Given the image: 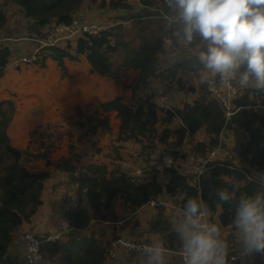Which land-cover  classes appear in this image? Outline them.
Segmentation results:
<instances>
[{"label": "trees", "instance_id": "16d2710c", "mask_svg": "<svg viewBox=\"0 0 264 264\" xmlns=\"http://www.w3.org/2000/svg\"><path fill=\"white\" fill-rule=\"evenodd\" d=\"M8 1L18 6L19 17L31 22L27 29V38L35 40L45 37V27L51 26L54 31L58 24H80L79 16L83 7L88 10L97 7L120 13L110 28H102L97 33H81L74 40L69 39L64 46H42L37 53V63H40V66L44 67L45 60L51 58L57 63L62 76H66L67 60L76 62L85 59L89 65V74H99L114 84H123L125 88L129 86L124 84L122 78L126 72L135 71L136 77L130 85L134 90L140 86L148 87L155 80L176 85L180 93L196 95L193 102H184L169 108L160 107L150 98L140 100L136 108L131 107L117 127L118 144L113 146L111 153L106 157L114 163V167L105 177L90 175L73 166L68 159L62 163L65 177L70 182L65 201L69 205L62 206V215L75 229L91 232V236L84 233H78L76 236L70 234V237L74 236L72 239L43 244L44 252L46 250L55 255L60 264H114L119 259L109 258L108 251L112 242L121 240L122 237L116 235L110 241H103L94 233L95 224L101 222L102 225V220L107 216L109 221L105 226L110 228L112 233L116 231L117 223L121 224V229L130 227L133 234L137 233L141 225L146 233H160L165 238L166 249L177 251L182 244L165 208L156 209V213L146 222L136 217L152 197H166L174 202L180 211L189 198H201L207 202L208 210L218 214L217 224L226 228L234 226L235 208L241 196L264 192V121L257 113L246 108L252 105L251 94L256 90L247 88L242 91L233 102L235 112L228 120L227 108L223 102L212 98L206 87L198 90L195 84L186 82V77L197 75V72L202 70V65L196 60L192 49L181 47L187 53L185 56L168 53L166 41L172 38L171 32L175 25L171 21L175 13L169 9L165 0ZM10 19L8 11L0 7V30L8 29ZM124 33H131V38L122 37ZM177 48L180 49V46L172 38L170 49L173 52ZM15 49L6 43L4 38L0 39V68L9 64ZM119 49L123 50L124 57L122 63L114 68L112 57ZM31 54H23L21 57H29ZM85 111L77 106L75 112H67L70 113L69 121L72 125L84 129L82 136L88 138L92 146L100 152L102 144L97 140L99 137L89 136L94 133L97 123L93 126V119L83 113ZM6 115L7 111L3 109L2 103L0 264H22L20 257L12 253L16 245V235L22 226L30 223L39 212L52 173L48 169L33 170L32 160L11 142L7 134L11 117ZM49 126L50 124L45 126L48 131ZM228 126L246 135L244 142L238 144L239 151H232L233 154H228L225 159L209 162L202 174H195V179L182 174L180 168L174 165L166 169L164 174L153 170L147 173L145 179L140 180L138 177L129 176L119 162L122 160L121 148L127 143L139 144L142 147L141 152L152 151L156 143L169 146L172 148L171 154L177 160L186 157L183 148L191 141L194 151L207 157L223 142L222 135ZM39 130L40 134L35 143L42 151L48 153L50 145L48 140H44L45 133L41 132L42 128ZM105 130L109 132L107 127ZM201 132L203 138L200 140L198 134ZM236 153L237 159L242 160L247 167L243 164L238 166L234 162ZM142 156L145 157L143 164H147L149 156L143 153ZM46 165L48 166V161ZM218 188L233 192V201L217 203L214 190ZM71 189H74V199ZM83 200L90 206H84ZM46 235L48 234L43 237ZM259 255L264 258V253ZM141 257H144L142 253L135 251L120 258L130 259L136 264ZM239 263L264 264V260H241Z\"/></svg>", "mask_w": 264, "mask_h": 264}, {"label": "rangeland", "instance_id": "374dc122", "mask_svg": "<svg viewBox=\"0 0 264 264\" xmlns=\"http://www.w3.org/2000/svg\"><path fill=\"white\" fill-rule=\"evenodd\" d=\"M7 2V0H0V5L1 8H4L5 10L8 11V13L11 15V19L8 23L9 28L6 31V35H10V37H5L6 43H8L9 45H11L13 48L15 47H19L18 49H15L14 55L12 56L11 61L13 62L14 59L16 58L17 61L19 62H28L30 64H33L34 66L37 65L38 69H44V74H43V79H44V75H48V70H50V68H48V66L46 67V65L44 67L40 66V63H37L36 61H30V57H21L24 54H30L32 53L34 50L36 49H40L41 45H60V46H64L66 44V42L69 39H75V37L78 36V33H74V32H67L63 34V38L62 40H57V36L60 37L56 32L51 30V26L45 27L46 31L44 33L45 37L40 39V42L35 41L34 39H30L27 38L25 36H28V30L26 29V26L24 25L23 22H21L19 19V16L17 15V10L18 8L15 7L13 4L5 3ZM120 12V11H119ZM118 16H120V13L115 12V11H110L107 9H100L97 7H93V9L88 10L87 8H82V13L81 16H79L80 18V24H78L77 26H92V25H96L99 26L100 28H110L111 26H113V23L115 21V18H117ZM18 20V22L16 21ZM15 23L18 25L15 28H10L11 27V23ZM1 35V34H0ZM131 33L127 34L124 33L122 34V37H128L131 38ZM2 37V36H1ZM0 37V39H1ZM168 53H173L174 56H185L187 53H185L181 47L180 49L173 51L170 49V47H166ZM23 52V53H20ZM20 53V54H19ZM49 54V53H48ZM124 56L123 50L119 49L118 52L113 55L112 57V64L113 67H117L122 63V58ZM19 58V59H18ZM68 64V75H66L67 77L71 76V73H74L76 75H79L78 77L76 76H71L73 77L71 79V81L69 83H64L66 81H69L70 79H65L66 76H62L61 70L59 69L57 63H56V70L59 71V73L61 74L60 80L56 79L55 81H52L51 79L48 80V86H51L50 88H52V90H50V88H48V90H46L44 93H42V95L39 97V102L41 103L38 107L37 111H34V117L36 118V120H42V122H44L43 126H42V130L41 132L43 133H48V127H45L48 123V120L53 119L55 122L58 121L59 125L58 127L63 130H68L71 131V129L73 130V132L77 135H81V132H85L84 129H82L80 126L79 128L76 127L74 124L71 127H67L66 125L71 124V122L69 121L70 116L67 112H75L76 107L80 106L82 109H86L85 112L83 113H87L88 116L93 119V126L95 123L96 127L94 128V133L92 135L89 136H94V137H99L97 140H99L100 144H102L100 153L101 158H98V156H95L94 160L97 163L98 166H104L103 169V174L108 175L110 173L111 170H113L114 167V163L112 161H107L109 163H105L106 161L102 158L103 156H108V154L111 153L113 146L115 144H118V142L116 141V132H117V127L119 125V122L125 117V115L128 113L129 109L131 107L136 108L138 105V102L142 99H147L150 98L154 101L160 102L161 105H159L160 107H172L173 105H181L184 102H193L194 99L196 98V95L191 94V93H180L178 92L176 85H172V84H166V83H159L157 81H152L148 87H142L140 86L137 90H134L133 87H130V85L132 84L133 80L136 77L137 72H126L124 77L122 78V81H124V84L129 86L127 88H125L123 86V84H114L111 81H107L105 78L104 80L106 82H104L105 85H109V86H104V88L97 89L96 94H97V98L93 95L90 94L92 92V88L91 86L93 85V82H90L88 84L87 87L85 85L86 82H84V80H82V78L85 76V74H80V73H84L87 68V64L86 61L84 60H80L79 62H74V61H70L67 60L66 61ZM54 63V64H55ZM71 72V73H70ZM201 72L202 70H200L199 72H197V75H191V78H187L186 77V82H191L193 84H195L198 87V90H203L205 85L202 84L200 82V77H201ZM54 79V78H53ZM63 79V80H62ZM52 83H54V86L52 85ZM46 84V82H45ZM83 84V85H82ZM89 90L90 93H88L86 91V89ZM239 89V88H238ZM240 90H245V89H240ZM3 105L5 102H2ZM0 103V104H2ZM10 103V102H9ZM41 108V109H40ZM45 108V109H44ZM4 109V108H3ZM68 109V110H66ZM72 109V110H70ZM98 110V111H97ZM38 111L40 112V114L38 113ZM12 109H9L7 112V115L11 117L12 119ZM74 115V114H72ZM33 116L27 117V120H32V121H36L34 119H32ZM24 119V118H22ZM26 120V121H27ZM22 120H21V125L22 126ZM68 123V124H67ZM88 123V122H87ZM66 124V125H65ZM24 125H26L24 123ZM72 125V124H71ZM19 125L14 124V122H10L7 128V134L8 136L11 138V140L20 146H25L26 147V141L29 144V141L25 138V136H27V131H28V125L24 126V128H21L19 130H17V127ZM31 126V125H30ZM32 127V126H31ZM105 127H107L109 129V132H107L105 130ZM235 127V126H234ZM47 130V131H45ZM38 133V132H36ZM56 133V132H55ZM30 134V133H28ZM85 135V133H84ZM96 135V136H95ZM88 136V135H87ZM224 140L227 139H233L234 141L238 142V144H241V141H243L244 139V135L241 134V132L237 131V129H234L233 127L230 128V126H228L225 130V132L222 135ZM16 138V139H15ZM18 138V140H17ZM20 138V139H19ZM38 135L35 134V137L33 139H37ZM202 138V134L199 133L198 135V139ZM86 140H84L83 144H81L78 147V143L76 144V149L82 151V153H84L83 148H88L90 145L92 146V142H90V140L88 138H85ZM88 139V141H87ZM17 140V141H16ZM32 140V139H31ZM45 140V139H44ZM47 140V139H46ZM11 141V142H12ZM244 142V141H243ZM187 143V147L190 148L191 152L189 153L190 156H193V160H192V164L194 166L193 170H196V166L199 162L200 159H203L204 157H206V155H201L199 153H196V151H194V147H193V142L188 141ZM48 144L50 145V147L48 148L49 150H52L54 148L53 143L48 140ZM69 145V149H71L70 144ZM67 142L65 141V144L62 145V147H60V150H54L52 152H54L55 154H63L64 152L67 151ZM190 145V146H188ZM31 146H34V148L37 146V144H32ZM185 147V146H184ZM141 146L139 144H124L123 147L121 148V161H119L122 165H127L126 167H122L124 170L131 172V163L134 164V176H135V167L141 166V165H146L143 164L145 157L142 156L143 154H146L147 156H149L150 160L148 161L147 164H149L150 162H152L154 159L157 160L160 156H162L165 153H172V148L169 146H165L163 144H159L156 143L154 149L151 150H146L145 152H141ZM97 148L95 147V150ZM86 150V149H85ZM51 152V153H52ZM50 153V154H51ZM65 154V153H64ZM155 154V155H154ZM184 154V153H183ZM186 154V158L183 160V162L188 161V153ZM230 154H233V152L231 151ZM88 155V154H87ZM151 155V156H150ZM154 155V157L152 158V156ZM55 156V155H54ZM40 157V156H39ZM51 157V156H50ZM174 157V156H173ZM52 158V157H51ZM61 158V157H59ZM56 159V158H53ZM175 159V158H174ZM46 160H50L48 159L47 155L42 156L41 158L37 157V164L36 163H32V165H36V168H39V164H41L42 166L45 164ZM177 160H175L176 162ZM234 162L238 165L241 166L243 164L242 160H239L236 158H234ZM117 164V162H115ZM177 163H175L176 166ZM244 166H247L246 164H243ZM121 168V167H120ZM105 175V176H106ZM103 176V177H105ZM74 191V189H71V196L73 197V199L75 198V195L72 193ZM68 191L60 188V189H48L44 192L43 195V205L40 207L39 212L36 214V216L34 217V219L30 222V223H25L22 227H24L25 225V230L22 233L23 236V255L21 259L22 264H28L26 263L25 260V245H24V237L26 234L29 233H35L40 240L45 241L48 238V235H46L45 237H43L44 234H48L49 232V228L50 225H52L53 227L51 228L52 230L56 229L58 227V229L56 230V232L60 229V225L63 222H68L69 226L71 227V231L69 233L66 234V239H72L74 236H76L78 233H85L84 230H81V232L77 229H75L70 223L69 221H67L62 213H61V207L65 205V201H66V196H67ZM83 204L84 206L87 205V207H89L90 205L88 203H86V200H83ZM66 205H69L66 202ZM68 207V206H66ZM153 210L152 212H155L156 209H151ZM91 213H93V211H90ZM148 215L149 212H145L143 215ZM108 216L106 218H104L102 221L104 222L101 225V222H97L95 225H97L98 227H102V229L104 230L105 224L109 221V219H107ZM53 222V223H52ZM141 227V225H140ZM138 228L137 233L133 234V230H130V233L128 236L126 237H122V239H125L126 241L130 240V241H141L144 240L143 235L141 233H143V228ZM108 229V228H107ZM234 229H229L228 233H233ZM99 232L100 228L98 229ZM231 231V232H230ZM104 232V231H103ZM109 232V231H107ZM223 231H221V239L227 244V259L236 254V252H240V251H244L242 244H241V240H236V239H229V237L231 235H225L222 233ZM53 232L50 231L49 235L53 234ZM57 234V233H56ZM61 234V233H60ZM70 234L71 235L70 237ZM105 234V233H104ZM109 234V233H108ZM239 234V232H238ZM240 235V234H239ZM17 236V235H16ZM110 236V235H108ZM105 236V240L106 237ZM234 236V235H233ZM224 237V238H223ZM226 238V239H225ZM65 239V240H66ZM68 239V240H69ZM121 239V240H122ZM146 241V240H145ZM238 247V248H237ZM19 248H21V246L19 245ZM13 250V249H12ZM249 253L246 254L244 257H238L237 259L233 260L231 263L232 264H240L239 261L243 260V261H248L250 260L251 262H255L253 260V254ZM256 255V254H255ZM24 256V258H23ZM55 256V255H53ZM53 256L51 254H49L46 250L44 252L43 250V259L39 264H60L59 260L56 259L54 260ZM264 259V258H263Z\"/></svg>", "mask_w": 264, "mask_h": 264}, {"label": "clouds", "instance_id": "9594fccd", "mask_svg": "<svg viewBox=\"0 0 264 264\" xmlns=\"http://www.w3.org/2000/svg\"><path fill=\"white\" fill-rule=\"evenodd\" d=\"M165 3L175 13L171 37L178 46L193 50L202 65V84L212 92L218 87L264 91V0ZM214 192L219 204L234 199V193L225 188ZM181 211L182 218L174 230L182 244L184 264H227V244L221 239V228L205 219L207 202L189 198ZM233 224L246 254L264 253V192L240 197ZM135 250L142 253L147 264H166L167 249L162 241L154 240Z\"/></svg>", "mask_w": 264, "mask_h": 264}, {"label": "crops", "instance_id": "0c3cea01", "mask_svg": "<svg viewBox=\"0 0 264 264\" xmlns=\"http://www.w3.org/2000/svg\"><path fill=\"white\" fill-rule=\"evenodd\" d=\"M7 2L11 3L8 0H7ZM7 2H5V3L7 4ZM11 4H13L15 7L18 8V6H16L14 3H11ZM0 7H1V5H0ZM19 10L20 9L18 8L17 13L19 12ZM18 20H20L21 22L24 23V25L26 26V29H28V26L31 24L30 21H28L27 19H25L23 17H19ZM18 20H16V21L18 22ZM17 26L18 25L16 24V22L13 23V21H12L10 28H15ZM8 28H9V25H8ZM6 31H7V29L0 30V34H1L0 37L2 36L1 38L5 39L4 36H6L7 38L10 37V35H6ZM44 31H46L45 28H44ZM25 37H27V36H25ZM15 48L18 49L19 47H15ZM20 53H23V52H20ZM82 60L84 61L85 59H82ZM54 63H55V61H53L51 58H47L45 60V65H46V67L48 66V68H50V70L47 69L48 75H44L45 76L44 79H43L44 69H42V70L38 69L37 65L34 66L33 64H30L28 62H19L16 60V58L14 59L13 62L10 61L6 67L0 68V103L5 102L4 104H6V105H3V108L6 109L7 112L9 109H12L13 112L11 115H13V116H12L11 121L14 122V124L19 125L17 127V130H18V128L20 130L21 128H24V126L28 125L27 136H25V138L29 141V144L26 141L25 143L27 145L25 147L23 145L19 146L18 143L15 144L11 140L12 143L14 145L20 147V149L23 151V153L25 155H27L32 160L33 164L38 163L37 157L41 158L42 156L47 155L48 159H50V160H46V162L43 166L41 164H39V166H40L39 168H36V165H32L33 170L37 171V170H42V169H48L52 173V176L47 183L48 189L49 188L50 189L63 188V189L68 191V190H70L69 189L70 182L65 177V173L62 169V163L67 159L73 164V166H75L76 168H80L82 171H84L90 175L103 177L106 174L102 173L103 172L102 168L104 166H102V167L98 166L94 160L95 156H98V158H101L102 154L100 152H98L97 150H95V148L91 145L88 148H83L84 153H82V151H80V150H77L75 143H78V147H79L80 143L83 144L84 140H86V139L82 136V134L81 135L75 134L72 129H71V131L63 130L62 128L60 129L58 127V125H59L58 121L55 122L53 120L54 118L48 120V123H50V126H49L50 131H48V134L45 133V140L46 139L50 140L53 143L54 148L52 150H49L48 153H46V152L42 151V149H40V147H38V145L35 148H34V146H31L33 143L36 144L35 141H37L38 138L37 139H33V138L35 137V134L38 135V137H39V134H40L39 129L42 128V126L44 124V122H42V120H39L40 118L38 120H36V118L33 116L35 113L34 111H37L39 105L41 104L39 102V97L42 95V93H44L46 90H48V88L51 87V86H48V80L49 79H51L52 81H55L56 79L60 80V77H61V74L59 73V71L56 70V67H57L56 63L55 64ZM86 64H87V68H86V70H84L85 72L80 73V74H85V76L82 78V80H84V82H86L85 85L87 87H90V86H88V84L90 82H93V85L91 86V88H92L91 93L89 92V90H87L86 88L85 89L88 93L93 94L97 98V94H96L95 90H97V89L101 90V88H104V86L107 87L109 85L104 84V82H106V81L99 74H96V73L89 74L88 73L89 65L87 62H86ZM128 72H133V71H128ZM71 76L78 77L79 75L71 73ZM71 76L70 77L66 76L64 80H66V79H70V80L66 81L64 83H66V84L69 83L71 81V79L73 78ZM45 82H46V84H45ZM52 85L54 86V83H52ZM50 90H52V88H50ZM8 102H10V103H8ZM66 110H68V109H66ZM70 110H72V109H70ZM38 113L40 114L39 111H38ZM6 116H8V115H6ZM30 116H33L32 119H34L36 121L27 120L28 119L27 117H30ZM22 118H24V119H22ZM21 120L23 121L22 126H20ZM24 123L26 125H24ZM66 126L72 127L73 125L68 124ZM36 132H38V133H36ZM28 133H30V134H28ZM49 133H51V134L53 133V134L50 135ZM200 134H202V138H203V132H201ZM47 135H49V136H47ZM17 140H18V138H17ZM65 141L67 142V145L70 144L71 149H69V145H68L67 151L64 152L65 154L64 153L63 154H60V153L55 154L54 152H52L55 149L60 150L61 149L60 147H62V145L65 144ZM87 141H88V139H87ZM234 142L236 143V141H234ZM187 144H189V143H186L184 145L185 147L183 148V153L184 154L188 153V158H187L188 161L183 162V160L186 157L185 158H179L176 161V163H177L176 166L180 168L182 174L195 179L196 171L193 170L194 166L191 163L194 157L190 156L189 153L191 152V150L189 147H187ZM188 146H190V145H188ZM237 146H238V142L236 144V147ZM154 155L152 156V158L154 157ZM59 157H61V158H59ZM106 157L107 156H103L102 158L106 161L105 163H109V162H107L109 160ZM53 158H56V159H53ZM47 161H48V166L46 165ZM49 161H51V163H49ZM126 166L127 165H125V164L122 165V167H126ZM247 166H245V167H247ZM131 170H132L131 172H128L126 170L125 171L129 174V176L133 177L134 176V164L133 163H131ZM172 204H173L174 208H169V209H166L165 211L169 215V218L172 221L173 225H175L178 222V220L182 218V212L178 208H176L174 202H172ZM64 206H66V202H65ZM60 211H62V210H60ZM152 211L153 210H151L150 208L144 207L143 209L139 210L136 217L138 219H140L142 222H146V221L151 219L150 217L153 214L156 213V211L155 212H152ZM145 212H147V213L149 212V214L148 215L144 214L142 216L141 214H143ZM214 215L215 214H213V223L217 224L218 223V218H217L218 214H216L215 217H214ZM52 225H50V228L48 231L49 233H50V231L53 232V231H56L58 229V227H57L56 229L52 230L51 229L53 227ZM25 226L21 228V231L16 236V245L13 247V250H12V253L18 255L20 258H22V255H23V247H22L23 246V236H22V233L26 229ZM120 226H121V224L117 223L116 231L112 233V230L110 228L107 229V227H106L103 230L102 227H98L97 225H95L94 233H96L97 236H99L103 241H110L116 235L121 236L123 238L128 236L130 233V227L125 228V229H121ZM99 228H100L101 232H99V230H98ZM140 228H143V227L141 226ZM220 228H221V231H223L222 232L223 234L231 235L229 237V239L240 240V235L238 234L237 229H235L233 231V233L231 231H230L231 233H228L229 229H234L235 226H229L226 228L220 227ZM107 231H109V232H107ZM84 234L86 236H91L90 235L91 232L87 233V231H86ZM108 235H110V236H108ZM142 235H143L144 240H146L149 243H151L154 240L162 241L163 244L165 243V238L160 233H154V234L146 233V232H144V229H143ZM105 236H108V237H106V240H105ZM19 245L21 246V248H19ZM164 247H165V244H164ZM180 253H182V247H180L177 251H170L167 249L166 264H184L183 256ZM253 254H254L253 260L255 262H257V261L261 262L264 260L262 258V256L259 255V253L254 252ZM23 258H24V256H23ZM53 258H54V260L57 259L56 256H53ZM114 264H133V261H130V259L119 258V259H117V261ZM136 264H147L146 258L145 257L139 258L137 260Z\"/></svg>", "mask_w": 264, "mask_h": 264}, {"label": "built area", "instance_id": "2783aa9c", "mask_svg": "<svg viewBox=\"0 0 264 264\" xmlns=\"http://www.w3.org/2000/svg\"><path fill=\"white\" fill-rule=\"evenodd\" d=\"M102 29L99 26L92 25V26H67L65 24H58L55 26L54 32H56L60 37L57 36V40H62L63 34L67 32H74L75 34L78 33H97L99 30ZM35 40V39H34ZM37 42H40V40H35ZM42 46H48V45H41ZM172 47V42L169 43V40L166 41V47ZM39 49H36L32 52V54L29 56L30 61H36L38 60V53ZM208 94L220 101L223 102L224 105L227 108L226 116L228 120L231 119L232 115L235 112V105L233 104L234 100L241 95L243 90H240L236 88L235 91H233L231 88H217L215 92H212L208 89V87L205 85ZM235 87V86H234ZM252 98V105L246 107L247 109L251 110L252 112L257 113L262 120L264 121V93L261 91H255L251 94ZM154 103L161 105L160 102L152 100ZM167 108V107H163ZM235 126V125H234ZM236 127V126H235ZM246 138V135H244V139ZM243 139V140H244ZM235 152V146L231 144L230 139L224 140L220 144L218 148H214L211 153L207 155V157H204L203 159H200L197 168L196 173L202 174L204 170L206 169V166L209 162L215 161V160H221L225 159L230 152ZM238 154L236 153L235 157ZM175 159L173 155L168 152L160 156L157 160H153L149 164L141 165L138 167H135V176L138 177L140 180L145 179L147 176V173L153 170H158L161 174H164L166 169L172 167L175 165ZM145 207L150 209H158V208H174L172 202L163 196H155L152 197L148 203L145 205ZM205 219L208 222L213 223V215L210 210L207 211L205 214ZM60 229L56 232L54 231L53 234L49 235L48 238L45 241V243H55L58 241H64L66 238V234L69 233L72 229L69 226L68 222H63L60 227ZM57 233V234H56ZM61 233V234H60ZM148 242L145 240L141 241H126L125 239L122 240H115L112 242L110 249L108 251V257L109 258H120L121 256L126 255L128 252H135L137 246H141L143 244H147ZM43 244L44 241L40 240L39 237L35 233H29L26 234L24 237V245H25V260L28 264H39L43 259ZM182 255V253H180ZM246 253L244 251L236 252V254L230 256L227 259V264H232L231 262L238 257H244ZM183 256V255H182ZM184 260V257H183Z\"/></svg>", "mask_w": 264, "mask_h": 264}, {"label": "water", "instance_id": "95a60500", "mask_svg": "<svg viewBox=\"0 0 264 264\" xmlns=\"http://www.w3.org/2000/svg\"><path fill=\"white\" fill-rule=\"evenodd\" d=\"M230 142H231L232 145L235 146V142H234V140L230 139ZM238 149H239V148H238ZM212 214H214V213H212Z\"/></svg>", "mask_w": 264, "mask_h": 264}]
</instances>
